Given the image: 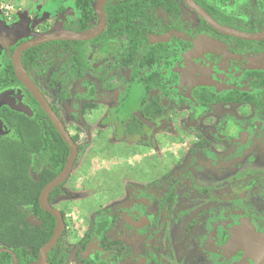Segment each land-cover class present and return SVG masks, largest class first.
<instances>
[{"label": "flooded vegetation", "instance_id": "flooded-vegetation-1", "mask_svg": "<svg viewBox=\"0 0 264 264\" xmlns=\"http://www.w3.org/2000/svg\"><path fill=\"white\" fill-rule=\"evenodd\" d=\"M75 1L46 0L42 8L36 9L37 17L33 18L30 17L31 7L25 8L23 5L13 7L8 2L0 0V113L8 110L28 117L34 116L33 104L27 93L30 96L31 94L17 79L12 62V57L22 44L42 33L60 30L79 32L96 25L98 16L95 0H89L91 12L87 14V21L90 25L83 30L75 29L74 25L79 27L83 20L81 11L74 5ZM107 1L105 0L103 4L104 25L100 33L87 40L96 38L107 27L109 22L105 8ZM193 1L219 24L244 32H258L239 27L253 26L259 18L264 17V0H201L203 6L197 0ZM165 2L166 9L153 7L148 11V7V17L144 18V24L153 27V31L144 36L148 48L143 47L144 38L138 44L136 60L133 57L135 49L128 45L132 43L129 32L119 31L118 38L109 34L103 43L104 49L100 43L95 45V55L92 56L93 61H96L94 68H87L81 73V77L79 60H76V77L72 76L71 82L64 79L65 71L61 57L63 44L58 42L68 39L49 40L20 51L19 61L25 73L45 97L77 145L72 168L80 157L81 147L68 129V125L83 122V115L88 112L87 108L93 106L95 101L105 98L108 92L119 94L120 108H124V114L117 115L116 118L124 124L126 140L131 144L138 145L135 139L141 138L142 144L147 145L144 140H148L154 130H158L155 134L160 138H166L169 135L173 136L178 126L186 131L202 124L203 128L198 130L191 152L196 151L199 157L205 160L206 156L207 163L213 161V154L218 148L223 147L221 142L233 149L245 147L250 143L254 131L261 126L259 117L245 119L216 117L212 120L204 117L212 114L217 105H247L261 112L264 108V94L258 96L257 104L255 99L210 101L204 99L197 90L207 89L211 96L238 88L246 90V87L241 85L245 82L243 80L245 73L252 70L264 73V62L261 64L258 61L256 64V59H261L256 57L259 55L263 57L264 49L232 51L223 37H218L203 27L199 28L198 19H203L184 0ZM251 8L252 11L249 12ZM162 10L166 12L163 13ZM56 14L60 15V19L53 24L51 19ZM120 17L123 22L116 20L117 25L142 28L143 23L135 24L143 21L141 16L135 14L129 16L130 22L135 25L125 23L127 17ZM160 18L162 23L159 22ZM203 21L221 36L252 41L223 34ZM159 25L167 26V29L160 31L157 29ZM263 25L264 22L260 30ZM117 28L119 30L120 27ZM172 34L178 36L174 40L178 45L174 47L176 52L159 59V54L154 53L153 46L163 40L171 44L169 37ZM172 48L173 45L166 46L164 52L171 51ZM244 63L254 65L255 68L243 70L240 66ZM159 87L166 90H160ZM35 102L38 104L36 100ZM181 107H187L190 115L187 118L171 117L176 109L181 111ZM7 130L0 117L2 132L0 137H9L8 134L12 131ZM180 133L184 135L182 131ZM9 138H15L14 134ZM122 145L125 149L130 147L125 142ZM186 153L179 156L178 160L181 164L185 161L186 166H189L184 173L170 176L167 180L156 177L144 182L138 178L132 181L143 184L146 195H150V198L148 195L147 197L134 195V202L140 207H135L131 203V208L124 204L120 208L96 211L90 225L74 245L70 248L62 247L68 254L64 264H264V178L261 176L264 171L234 166L230 167L232 171L230 174L221 178H218L215 172H210L209 177L205 176L209 183L204 180L200 184L191 182V187L202 195L204 201L192 207L182 208L178 202L179 192L176 189L194 167L191 161L192 154L188 151ZM247 159L252 161L253 157L248 155ZM121 176L126 180L130 179L127 175ZM64 181L57 186H61ZM227 185L231 190L229 192L225 190L226 196L213 193ZM180 194L183 198L185 196L190 198L188 193ZM52 200L49 202L55 207ZM219 204L230 205V213L224 215L215 211ZM151 205H154V211L148 209ZM215 213L222 216L217 218L218 215ZM211 220L216 222L208 223ZM200 226L202 228L198 231L197 228ZM128 229L155 235L151 250L146 249L134 256L131 241L124 236ZM64 231L63 227L62 232ZM87 232L89 237L85 238ZM77 249H80L82 258H87L85 263L76 256Z\"/></svg>", "mask_w": 264, "mask_h": 264}, {"label": "rangeland", "instance_id": "rangeland-1", "mask_svg": "<svg viewBox=\"0 0 264 264\" xmlns=\"http://www.w3.org/2000/svg\"><path fill=\"white\" fill-rule=\"evenodd\" d=\"M5 1L13 7L17 5H23L25 8L31 7L30 17L33 18L37 17L35 16L36 9L42 8L46 3V0ZM251 11L252 8L249 12ZM59 16V14L53 16L51 19L53 24L54 21L57 22L60 19ZM209 44L213 46L212 43ZM262 55L263 57H259L260 55L256 57L261 58L256 59V64H258V61L261 64L262 61L264 62V54ZM240 67L243 70L255 68L254 65H246L245 63L241 64ZM53 96L54 94H52ZM87 111L83 115V122L68 125V129L81 147V154L69 177L60 186L58 195L52 200L53 205L64 216L65 236L62 247L70 248L74 245L90 225L96 211L120 208L124 204H126V207L131 208V203L135 207H140L134 202V195L145 197L148 195V198H150V195H146L143 184L132 181L138 178L141 182H144L156 177L167 180L170 176H178L189 168V166H186L185 161L182 164L181 161L178 162L179 156L187 154L186 151L192 154L191 161L194 167L190 169L186 179L176 189L179 192L178 202L183 206L182 208L192 207L204 201L202 195L191 187V182L194 181L200 184L204 180V182L209 183V179L205 176L209 177L210 172H215L218 178H221L226 174H230L232 172L230 167L234 166H238L237 168L240 169L264 171V108L259 112L247 105H217L212 114L204 117L206 119L211 118V120L216 117H232L234 119L259 117L261 120V126L252 134L250 143H247L245 147L233 149L221 142L223 147L218 148L215 154L212 153L214 160L210 163L206 162L208 160L206 156L205 160L203 157H199L196 151L191 152L195 136L199 132L198 130L203 128L202 124L195 125L191 127V130L186 131L178 126L175 134L166 138H160L158 134H155L158 130H154L149 135L148 140H144L147 145L142 144L141 138L135 139V142L138 143V145H135V143L131 144L126 140L124 124L116 118L117 115L124 114V108H120L118 92L110 94L108 92L105 98L95 101L93 106L87 108ZM174 112L171 117L181 118L183 116L187 118L190 115L187 107H181V111L176 109ZM64 115L68 116L66 113ZM169 132L172 133L171 130ZM8 136L13 137V133L9 132ZM123 142L128 143L130 147L125 149L122 145ZM129 149L132 150L129 151ZM248 155L253 157L252 161H248ZM121 175H127L130 179L127 178L126 180ZM261 176L264 178V172ZM228 188L230 186L227 185L222 189L215 190L213 193L218 196H226L227 194H224L225 190L227 189L228 192L231 190ZM180 192L182 194L188 193L190 198H187V196L183 198ZM230 208V205L219 204L215 211L222 212L225 215L230 213ZM148 209L154 211V205L149 206ZM215 214L218 215L217 218L222 216L219 213ZM210 222L216 221H208V223ZM201 228L202 226L197 230L200 231ZM124 236L131 241L134 256L146 249L151 250L152 239L155 238V235L151 236L146 232H134L130 229L124 232Z\"/></svg>", "mask_w": 264, "mask_h": 264}, {"label": "trees", "instance_id": "trees-1", "mask_svg": "<svg viewBox=\"0 0 264 264\" xmlns=\"http://www.w3.org/2000/svg\"><path fill=\"white\" fill-rule=\"evenodd\" d=\"M197 1L203 6L201 0ZM165 4V0H108L105 8L109 22H107V27L99 36L85 41H58L63 44L61 57L65 71L64 79L71 82L72 76L76 77V60H79V77L87 68H94L96 61H93L92 56L95 55V45L100 43L104 49L103 43L109 34L118 38L120 37L119 31L129 32L128 35L131 36L132 43L128 45H132L135 49L133 57L136 60L138 44L146 33L153 31V27L144 24V18L148 17V7V11L153 7H159L160 9L164 7L166 9ZM74 5L81 11L83 17L80 26L74 25V27L76 30H83L90 25L87 21V14L89 15L91 12L89 0H76ZM162 12L166 11L162 10ZM131 14L141 16L143 21L135 24L141 25L143 23L142 28L117 25L116 20L123 22L120 16L127 17L125 23L135 25L130 22L129 16ZM198 20L199 28L203 27L212 34L223 37L229 43V49L232 51H259L264 49V41H243L233 37L221 36L209 28L203 20ZM159 22L162 23L161 18ZM263 22L264 17L259 18L253 26L239 28L247 31H259ZM118 26L120 27L119 30ZM157 29L164 31L167 26L159 25ZM114 30L118 32L115 33ZM169 38L171 44L163 40V42L159 41L153 46L154 53L159 54V59H162V56L173 55L176 52L174 47L178 45L175 44L174 40L178 36L172 34ZM169 45H173L172 50L164 52L166 46ZM148 46L144 38V49ZM243 80L245 82L241 85L245 86L246 90L238 88L225 91L216 96H211L207 89L197 91L204 99H210V101L217 99L253 101L255 99L258 104V96L264 94V73L252 70L245 73ZM159 89L166 90L160 87ZM27 95L33 104L34 116L28 117L24 114L8 112V110L0 113V117L7 126V131L11 130L15 136V138L0 137V246L14 251L17 264L32 263L37 257L39 247L48 240L52 233L54 217L40 208L38 195L42 186L61 170L68 153L67 144L60 138L35 100L28 93ZM59 188L60 185L49 192L50 202L59 193ZM64 234L65 231L62 232L56 244L47 252V260L51 264H64L68 257L67 252L62 249ZM88 237L89 233L87 232L85 238ZM75 254L83 263L86 262L87 258L81 257L80 249H77ZM11 260L12 256L8 252H0V264H11Z\"/></svg>", "mask_w": 264, "mask_h": 264}, {"label": "water", "instance_id": "water-1", "mask_svg": "<svg viewBox=\"0 0 264 264\" xmlns=\"http://www.w3.org/2000/svg\"><path fill=\"white\" fill-rule=\"evenodd\" d=\"M105 0H95V9L98 16L97 23L94 27L84 30V31H72V30H60L48 33L39 34L28 42L22 44L15 55L12 57V62L14 66V71L17 76V79L23 84V86L27 89V91L31 94V96L38 102L41 109L44 111L50 122L53 124L54 128L58 132L60 138L67 144L68 153L67 158L64 163L61 171L48 182H46L38 195V203L42 210L48 212L51 216L54 217V226L52 233L47 241H45L38 249L37 258L34 262L30 264H51L47 261V252L56 244L58 238L60 237L63 227L64 221L61 212L53 207L48 200L49 192L55 188L59 183L65 180L68 174L71 171L73 161L77 154V145L70 137L69 133L65 130L61 121L55 114V112L51 109L48 102L42 93L37 89V87L30 80L28 75L25 73L22 65L19 61V53L22 49L27 48L29 46L39 44L42 42H46L49 40H57V39H68V40H87L90 39L97 34L100 33L103 25H104V12H103V4ZM184 2L203 20H205L212 28L217 31L231 35L244 40H252V41H260L264 40V25L262 29L258 32H244L232 28H228L219 24L215 21L207 12H205L198 4H196L193 0H184ZM2 133V132H0ZM5 251L8 252L12 256L11 264H17V257L11 249L0 246V252Z\"/></svg>", "mask_w": 264, "mask_h": 264}]
</instances>
